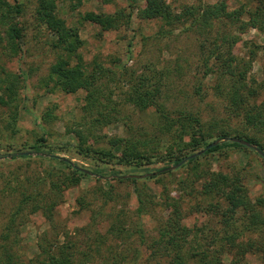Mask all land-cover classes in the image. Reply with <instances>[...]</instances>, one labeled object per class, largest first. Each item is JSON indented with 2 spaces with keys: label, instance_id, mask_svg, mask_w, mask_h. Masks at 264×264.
Returning <instances> with one entry per match:
<instances>
[{
  "label": "rangeland",
  "instance_id": "374dc122",
  "mask_svg": "<svg viewBox=\"0 0 264 264\" xmlns=\"http://www.w3.org/2000/svg\"><path fill=\"white\" fill-rule=\"evenodd\" d=\"M14 4V0H6ZM56 14L68 26L79 29L80 39L83 41L78 53L87 71L94 64L104 69H111L117 73V78L107 81V95L112 103L118 107L117 118L102 121L93 126L89 116L83 118L81 107L84 103L85 92L79 90L74 94H66L54 88L49 76L60 73L74 65L76 58L69 56L60 48L52 44L56 41L53 31L39 24L35 18L36 3L25 0L22 13L12 16L5 23L0 24V80H5L8 74L18 77L14 99L9 105L0 106V233L4 230L9 212L21 198L13 193V188L22 184L27 175H45L46 170L55 173L61 166L55 160H68L78 169L88 173L78 185L64 189L63 198L54 211L52 222H48L40 213L31 211L29 205L24 207L23 220L18 221L12 233L11 241L21 264H43L46 255L42 249L51 244L63 246L73 243L70 250L74 253L76 263L84 264H132L134 255L139 247L136 230L137 202L134 195V185L130 182H120V177H136L140 180V187L154 196V205L148 206L141 219V228L147 238L155 237L156 229L170 212L166 196L177 198L186 196L187 189L178 181L186 177L187 168L181 165L172 170L171 162L161 159L166 150L177 152L180 148L186 157L198 153L204 148L195 150L194 136L183 135L177 140L180 146L174 144L175 134L172 132L161 136L159 141V155L142 160L140 166L133 163L125 164L119 161L121 151L112 150L114 159H108L80 151L79 145L89 146L93 151L109 149L108 139L113 137L129 138L139 136V132L148 130L152 136L149 123V113H139L135 108L125 104L126 92L130 81H135L138 75L149 73V69H184L182 76L172 78V82L162 84L161 102L169 107L187 109L196 113L206 126L210 122L217 125L224 124L227 115L222 102L213 95L212 77L203 80V93L198 95L194 86L199 83L201 70L199 60L207 53L208 47L201 53L198 48L199 40L206 37L213 39L214 30L220 27L216 23L212 32L204 31L201 35L194 28L187 30L178 27L168 34H161L159 20H145L138 16V10L144 7L143 1H136L130 6L129 0H55ZM174 11H181L184 6L199 4H218L233 10L244 3V0H166ZM99 15L109 19L111 27L102 30L100 26L88 22H80V17L86 13ZM132 12L131 18L126 20L127 14ZM126 16V17H125ZM18 23L21 38L18 41L19 50L13 54L9 47L7 30L9 25ZM190 26V22L186 24ZM239 42L229 50L235 56H246L253 45H263V35L255 29L246 28L236 32ZM120 73H125L120 77ZM247 77L258 83H264V56L258 51L256 59L251 63ZM264 93V90H262ZM2 95V90H0ZM16 112V133L5 128V120L11 113ZM46 114H50L46 118ZM92 116V115H91ZM94 117V114L92 118ZM239 120L233 118L231 125H239ZM259 139L264 144V132H259ZM47 137V147L35 152L31 147L36 140ZM211 142V139L209 140ZM216 141V140H215ZM241 148H224L220 152L204 154L200 157L202 167L208 171H222L230 175L241 177L248 193V197L256 202L262 199L261 211L264 212V159L254 152ZM47 151V152H46ZM22 153L30 157L22 159ZM49 153V154H48ZM141 150L129 151L131 156L140 155ZM17 156L11 160V156ZM43 156L52 159L41 162L37 158ZM184 164V163H183ZM174 171L172 175L166 172ZM17 172L18 179L11 176ZM56 179V178H54ZM56 181V180H55ZM10 188H6L7 185ZM23 185V184H22ZM112 186V195L106 203L101 190L107 194ZM24 192L23 186L19 191ZM85 197L89 204L87 209H80L77 201ZM186 207V205H184ZM225 209L226 205L221 204ZM185 225L195 226L200 237L193 240L194 246L207 244L205 236L215 239L223 237L229 227L224 224L220 215L204 210L188 211ZM236 223L239 225L245 213L234 211ZM162 220V221H161ZM65 234L67 235L65 237ZM258 241L264 240V229L248 235ZM246 237V238H247ZM245 241V239H244ZM218 244L210 245L214 249ZM67 246V245H66ZM46 249V248H45ZM140 252V251H139ZM141 254V252H140ZM145 256V254H144ZM117 259L114 262V259ZM247 264H261L257 254L245 257ZM1 264V263H0Z\"/></svg>",
  "mask_w": 264,
  "mask_h": 264
},
{
  "label": "trees",
  "instance_id": "16d2710c",
  "mask_svg": "<svg viewBox=\"0 0 264 264\" xmlns=\"http://www.w3.org/2000/svg\"><path fill=\"white\" fill-rule=\"evenodd\" d=\"M25 0H14V4L6 0H0V24L8 21L12 16H19L23 10ZM35 18L39 24L44 25L48 30L53 31L56 41L52 44L55 48H60L69 56H74L76 61L73 66L62 70L60 73H51L49 79L54 88H59L66 94H74L79 90L85 92L84 103L81 107L82 116H87L93 126L99 125L102 121L117 118L120 112L118 107L112 103L110 95L106 90L109 80H116L117 73L111 69H104L98 64H94L90 71H87L82 63V58L78 49L83 41L80 39L79 29L76 26H68L65 21L56 14L55 0H34ZM78 3L80 0H77ZM110 1V0H107ZM130 6L136 1H143L144 7L138 10V16L145 20H159L161 23L160 33L165 35L171 33L178 27L194 28L196 32H212L219 23V28L214 30L213 39L206 37L199 40L198 48L201 53L208 47L207 53L199 60L201 77L198 84L194 86V91L203 96V80L212 77L214 85L211 86L213 95L222 104L227 119L224 124L217 125L210 122L206 126L196 113L187 109H176L169 107L164 101L161 102V86L172 82V78L182 76L184 69H149V73L138 75L135 81L131 80L126 92L125 104L135 108L139 113H149L152 136L148 130L139 132V136L131 135L129 138L113 137L108 139L109 149H98L93 151L91 147L79 145L80 151L93 153L108 159H114L112 150L119 149L121 156L119 161L125 164H135L140 166L142 160L147 162L150 158L159 155V141L162 135L175 134L174 144L180 146L177 140H181L183 135L192 134L194 136L193 147L195 150L205 148L215 140L235 137L243 139L258 147L264 152V144L258 137L259 132H264V83H258L254 79L247 77L251 63L256 59L258 51H262L264 56V44H253L246 56L239 57L230 53L238 42L239 36L236 32H241L246 28H252L260 32L264 37V0H244L239 7L228 10L225 6L218 4H199L184 6L181 11H174L166 0H129ZM132 12L127 14L126 20L131 18ZM126 17V16H125ZM80 22H88L100 26L102 30L110 28L109 19H103L99 15L86 13L80 17ZM190 22V26L186 24ZM9 47L13 54L18 53V41L21 38V31L18 23L9 25L7 30ZM125 73H120L123 77ZM18 77L8 74L5 80H0V106L9 105V101L14 99L15 89L18 86ZM9 119L5 120V128L11 133H16V112L11 113ZM94 114V117L92 118ZM92 115V116H91ZM50 114H46L49 118ZM233 118L238 119L239 125H231ZM161 135V136H159ZM211 139V142L209 141ZM47 147V137L36 140L31 148L35 152H40L41 147ZM247 147L234 142H222L208 150L204 156L210 153L220 152L224 148ZM141 150L140 155L131 156L129 151ZM249 151L256 153L252 149ZM47 152V151H46ZM49 154V153H48ZM257 154V153H256ZM186 155L179 148L177 152L171 151L169 147L161 159L178 165L186 159ZM258 155V154H257ZM12 155L11 160L17 159ZM22 159L28 160L30 157ZM41 162L53 161L50 158L40 156L37 158ZM59 168L55 173L52 169L46 170L45 175L30 174L24 177L22 184L13 188V193L20 194L21 198L15 203V207L9 212L8 220L4 230L0 233V263L1 264H21L18 261L16 251L11 241L12 233L19 219L23 220L24 207L29 205L34 213L40 212L48 222H52L54 211L58 203L62 200L64 189L78 185L82 179L89 178L88 173L78 169L77 164L72 165L68 160H55ZM200 157L186 160L181 168H187L186 177L179 179V183L187 189L186 196L164 199L170 206L167 217L158 224L156 235L147 238L141 228V219L147 211V207L154 205V196L140 187L136 177H120V182H130L134 185V195L137 202L136 230L139 238V247L134 255L135 261L132 264H247L245 257L248 254H257L264 264V240L258 241L248 239L251 233H258L264 229V212L261 211L262 199L253 202L247 193V189L241 179L236 175H230L222 171H208L202 167ZM174 171L166 172L172 175ZM16 180L17 172L11 174ZM56 178V179H54ZM56 180V181H55ZM7 185V184H6ZM24 188V192L19 188ZM6 188H10L8 185ZM107 194L101 190L107 203L112 195V186L109 185ZM60 200V201H59ZM80 209H87L88 203L85 197L77 201ZM226 208L222 209L221 204ZM186 205V207L184 206ZM209 210L216 215H220L224 224L229 227L223 237L210 238L205 236L203 245L194 246L193 240L200 237L195 226L185 225V220L193 210ZM234 211L245 213L239 225H235L236 218ZM235 222V223H234ZM67 235L65 234V237ZM247 237V238H246ZM245 239V241H244ZM218 244L216 248L210 249L211 244ZM67 245V246H66ZM57 246L51 244L41 251L46 255L43 264H84L76 263L74 253L70 250L73 243ZM141 254H140V252ZM145 254V256H144ZM117 259H114V262Z\"/></svg>",
  "mask_w": 264,
  "mask_h": 264
},
{
  "label": "water",
  "instance_id": "95a60500",
  "mask_svg": "<svg viewBox=\"0 0 264 264\" xmlns=\"http://www.w3.org/2000/svg\"><path fill=\"white\" fill-rule=\"evenodd\" d=\"M222 142H234V143H237L239 145H242L244 147H247V148H250L252 149L253 151H255L259 156H261L263 159H264V152H262L258 147H256L255 145L253 144H250L249 142L243 140V139H239V138H235V137H230V138H224L222 140H216V141H213L212 143H210L208 146H206L204 149H202L201 151H199L198 153H195L193 155H190L188 157H186V159L182 160L178 165L176 166H173V167H169L167 168L166 170H172V169H175L177 167H179L180 165H182L186 160H189L191 158H194V157H197V156H200L202 155L206 150L222 143ZM23 155H30V153H22Z\"/></svg>",
  "mask_w": 264,
  "mask_h": 264
}]
</instances>
